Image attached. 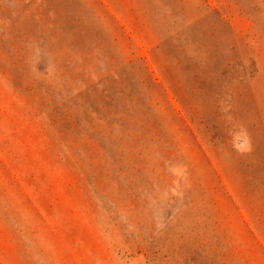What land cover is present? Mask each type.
Instances as JSON below:
<instances>
[{"label":"rangeland","instance_id":"374dc122","mask_svg":"<svg viewBox=\"0 0 264 264\" xmlns=\"http://www.w3.org/2000/svg\"><path fill=\"white\" fill-rule=\"evenodd\" d=\"M0 264H264V0H0Z\"/></svg>","mask_w":264,"mask_h":264}]
</instances>
